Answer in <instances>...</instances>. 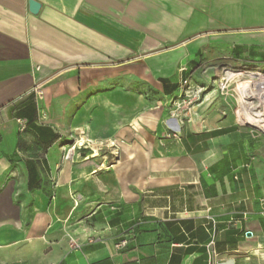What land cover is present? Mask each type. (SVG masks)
I'll return each instance as SVG.
<instances>
[{
  "label": "crops",
  "instance_id": "crops-1",
  "mask_svg": "<svg viewBox=\"0 0 264 264\" xmlns=\"http://www.w3.org/2000/svg\"><path fill=\"white\" fill-rule=\"evenodd\" d=\"M28 1L0 0V264H208L212 237L264 264V139L177 100L264 65V0Z\"/></svg>",
  "mask_w": 264,
  "mask_h": 264
},
{
  "label": "rangeland",
  "instance_id": "rangeland-1",
  "mask_svg": "<svg viewBox=\"0 0 264 264\" xmlns=\"http://www.w3.org/2000/svg\"><path fill=\"white\" fill-rule=\"evenodd\" d=\"M257 71L264 74V65L256 66L251 64L246 68H238V66L237 68L222 67L218 70L199 69L195 73L194 78L190 79L192 97L182 107L188 111L192 107L200 105L199 110L202 113L217 111L222 117L230 119L233 128L255 132L264 139V134L261 131L240 125L237 121L236 112L240 105L239 97L235 91L238 84L237 80L247 81L249 80L247 75ZM229 73L234 74L235 77L232 80L225 81L226 75ZM177 100L180 104L182 99L179 98Z\"/></svg>",
  "mask_w": 264,
  "mask_h": 264
},
{
  "label": "built area",
  "instance_id": "built-area-1",
  "mask_svg": "<svg viewBox=\"0 0 264 264\" xmlns=\"http://www.w3.org/2000/svg\"><path fill=\"white\" fill-rule=\"evenodd\" d=\"M181 72L186 71V68L183 66L180 68ZM247 77L249 78L248 81H251L255 84L254 90L253 87L250 88V99L251 101L250 106H241V109H243L244 114L247 113L250 116L253 117H264V86L261 84V81L264 79V74H262L260 71L253 72L251 74H248ZM226 81V80H225ZM34 93L40 97L42 95L40 87H35L33 89ZM191 93V94H190ZM192 97V89L190 85V78L184 79L182 81L181 90H180V96L178 98H181V102L179 106H184L189 99ZM80 148H87V145L80 144ZM74 147H72L73 149ZM70 157V153L68 152L65 156L66 159ZM125 241H120L117 244V247H123L125 246ZM214 237L210 239V241L206 245V254H207V263L208 264H215V259L217 257L215 250H214Z\"/></svg>",
  "mask_w": 264,
  "mask_h": 264
},
{
  "label": "bare ground",
  "instance_id": "bare-ground-1",
  "mask_svg": "<svg viewBox=\"0 0 264 264\" xmlns=\"http://www.w3.org/2000/svg\"><path fill=\"white\" fill-rule=\"evenodd\" d=\"M235 77L234 74L229 73L226 75L225 80H232ZM237 87L235 88V91L237 92V95L240 100V105L239 109L237 110V118L239 117V120L241 123L246 124L249 127H252L256 130L261 131L264 134V117H253L250 116L248 113L245 115L243 112V109H241V106H250V88L255 87V84L252 83L251 81H242V80H237ZM261 84L264 86V79L261 81Z\"/></svg>",
  "mask_w": 264,
  "mask_h": 264
},
{
  "label": "water",
  "instance_id": "water-1",
  "mask_svg": "<svg viewBox=\"0 0 264 264\" xmlns=\"http://www.w3.org/2000/svg\"><path fill=\"white\" fill-rule=\"evenodd\" d=\"M28 6H29V11L32 13V14H36L40 8V4L37 3L36 1L34 0H29L28 1ZM256 134V133H254Z\"/></svg>",
  "mask_w": 264,
  "mask_h": 264
}]
</instances>
